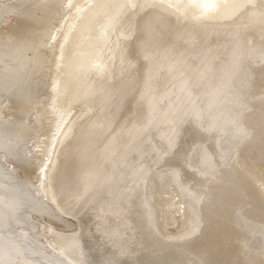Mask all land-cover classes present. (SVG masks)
<instances>
[{
    "label": "bare ground",
    "instance_id": "obj_1",
    "mask_svg": "<svg viewBox=\"0 0 264 264\" xmlns=\"http://www.w3.org/2000/svg\"><path fill=\"white\" fill-rule=\"evenodd\" d=\"M0 0V264H264V0Z\"/></svg>",
    "mask_w": 264,
    "mask_h": 264
},
{
    "label": "snow or ice",
    "instance_id": "obj_2",
    "mask_svg": "<svg viewBox=\"0 0 264 264\" xmlns=\"http://www.w3.org/2000/svg\"><path fill=\"white\" fill-rule=\"evenodd\" d=\"M198 7L204 8L205 11H212L215 8V4L210 2V0H204Z\"/></svg>",
    "mask_w": 264,
    "mask_h": 264
}]
</instances>
